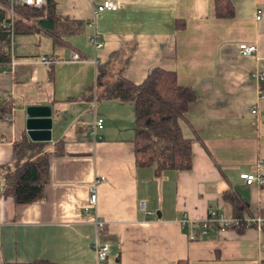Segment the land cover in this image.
<instances>
[{
    "label": "crops",
    "instance_id": "0c3cea01",
    "mask_svg": "<svg viewBox=\"0 0 264 264\" xmlns=\"http://www.w3.org/2000/svg\"><path fill=\"white\" fill-rule=\"evenodd\" d=\"M104 1L56 0L57 13L84 22L83 31L66 44L47 31L17 35L20 63L14 71L0 68V98L14 102L10 119L0 120V167L13 162L14 143L24 137L53 152L45 195L35 203L2 195L0 170V263L264 264L261 228L221 231L213 223L202 235L200 226L212 209L233 218L226 190L250 201L252 217L264 207V186L240 177L264 172V0H230L232 18L217 16L216 0H112L118 10L95 12ZM96 32L104 42L98 50L89 41ZM242 42L256 43L257 53L241 55ZM75 53L80 60H70ZM128 55L122 76L131 82L163 68L195 89L182 121L192 169L156 175L153 167L137 166L134 102L96 98L99 67L109 65L112 79L119 78ZM42 56L57 61L35 63ZM32 105L52 109L41 140L27 128ZM95 118L105 120L96 140ZM101 177L97 207L87 213L89 186ZM96 212L106 220L100 233ZM97 238L111 246L105 261H97Z\"/></svg>",
    "mask_w": 264,
    "mask_h": 264
},
{
    "label": "trees",
    "instance_id": "16d2710c",
    "mask_svg": "<svg viewBox=\"0 0 264 264\" xmlns=\"http://www.w3.org/2000/svg\"><path fill=\"white\" fill-rule=\"evenodd\" d=\"M6 0H0V42L6 32L2 22L6 18ZM56 0H47L41 9L21 6L17 8L16 34L51 33L56 44H66L68 37L79 35L84 22L60 16ZM216 14L220 18L235 15L230 0H216ZM180 26V24H179ZM133 50V49H132ZM124 51L117 52L122 55ZM6 47L0 49V66L10 60ZM130 55L119 69L120 77L112 79L109 65L98 69L95 86L98 99L133 101L135 104V159L139 167H153L156 175L167 170H190L193 167L191 138L185 136L182 121L190 105L196 101L197 93L192 86L179 82L175 71L154 68L141 84H135L122 76ZM94 94H91V96ZM14 102L0 98V120L12 114ZM47 143L33 142L27 137L15 142V158L11 164L0 167L3 173L2 195L13 197L17 204H32L43 199L49 181L50 155ZM264 186V184H261ZM224 199L231 205L232 217L239 221L237 226L244 230L247 219L252 218L250 201L233 190L224 192ZM258 216L264 217V207ZM218 224V223H214ZM264 233V226L262 227ZM45 260L32 262H2L0 264H46ZM177 264H187L180 260Z\"/></svg>",
    "mask_w": 264,
    "mask_h": 264
},
{
    "label": "built area",
    "instance_id": "2783aa9c",
    "mask_svg": "<svg viewBox=\"0 0 264 264\" xmlns=\"http://www.w3.org/2000/svg\"><path fill=\"white\" fill-rule=\"evenodd\" d=\"M6 18L2 22V26L6 32V38L2 42H0V49L4 46L7 48L10 54V60L1 64L0 68L3 69L4 72L10 68L12 71L16 68V66L20 63L16 53H15V42H16V18H17V8L21 6H29L35 9H41L47 4V0H6ZM119 6L116 2L112 0H105L101 4L95 6V12H103V11H115L118 10ZM262 17V11L260 10L257 15V20H260ZM90 43L95 47V49H100L103 47L104 42L101 39L99 33H95L91 35L89 38ZM258 51V46L256 43H247L242 42L239 44V53L244 56H252L256 54ZM81 57L78 53L73 55V58L70 60L78 61ZM57 59L53 56H42L37 58L35 63H42L47 65H52L56 63ZM260 78L264 82V73L260 75ZM264 97V95H263ZM257 108L253 109V113H257ZM10 119V117H8ZM105 126V120L103 118H95L94 124L92 125L91 134L96 140L99 138L98 131L103 129ZM241 179H243L247 185H254V184H264V172H255V173H241ZM105 177L97 178L90 186H89V200L88 204L85 208L87 213H93L96 209L99 199L98 194V185L99 183L104 180ZM143 210H146V203L142 202L141 204ZM248 224L256 223L257 227L261 228L264 226V217H260L258 215L248 218ZM94 223L96 226L97 233H100L106 226V220L101 217L97 212L94 215ZM183 223L186 225L187 220H184ZM218 223L220 225V230L224 231L228 227L235 226L239 224V221L235 220L234 218H224L221 217L216 209H212L209 212L208 217L200 223L201 226V233L202 235L208 234L209 228L211 224ZM191 239H197V236L193 233L191 234ZM93 248L96 253L97 261H105L108 258V255L111 250V246L108 243H104L96 239Z\"/></svg>",
    "mask_w": 264,
    "mask_h": 264
},
{
    "label": "water",
    "instance_id": "95a60500",
    "mask_svg": "<svg viewBox=\"0 0 264 264\" xmlns=\"http://www.w3.org/2000/svg\"><path fill=\"white\" fill-rule=\"evenodd\" d=\"M27 116V128L33 140H41L49 135L52 126V109L49 106H28Z\"/></svg>",
    "mask_w": 264,
    "mask_h": 264
},
{
    "label": "rangeland",
    "instance_id": "374dc122",
    "mask_svg": "<svg viewBox=\"0 0 264 264\" xmlns=\"http://www.w3.org/2000/svg\"><path fill=\"white\" fill-rule=\"evenodd\" d=\"M81 37H83V36H81Z\"/></svg>",
    "mask_w": 264,
    "mask_h": 264
}]
</instances>
